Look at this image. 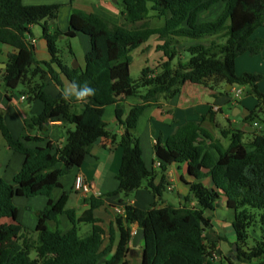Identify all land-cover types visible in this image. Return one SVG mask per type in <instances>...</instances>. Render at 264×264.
Listing matches in <instances>:
<instances>
[{"label": "trees", "instance_id": "obj_1", "mask_svg": "<svg viewBox=\"0 0 264 264\" xmlns=\"http://www.w3.org/2000/svg\"><path fill=\"white\" fill-rule=\"evenodd\" d=\"M221 1L225 8L220 16L213 22L199 23V14ZM122 3L127 25H113L95 14H72L66 36L74 38L83 34L91 42L85 68L73 69L61 59L58 39L62 33L59 30L52 33L48 26L49 21L57 19L60 4L26 6L22 0H0V45L17 50L9 56L1 78L5 90L8 94L23 85L22 94L30 102L39 101L44 106L40 115L25 120L26 131L42 130L57 120L75 126L62 147L49 142L46 147L29 148L25 142H43L46 138L30 135L15 138L0 114L3 139L11 150L25 158L13 183L0 179V264H100L112 252L114 225L109 246L102 250L105 231L101 220L94 216L95 210L104 205L102 199L94 196L86 199L90 207L80 217L76 209L68 208L69 196L63 195L57 203L52 199L53 191L61 188L60 179L80 167L98 142L116 141L117 135L104 122L105 109L109 106H115L116 121L123 129L119 184L111 196L129 197L147 183L146 188L156 200L148 209L128 205L124 215H116L119 241L106 264H130L126 258L135 223L144 231L141 264H206L205 260L216 251V245L207 243L205 238V232L211 227L206 213L215 212L222 196L234 214L236 260L264 264V133L245 130L253 128L252 124L261 121L264 115V93L259 89L263 76L236 73L240 56H258L264 51V39H252L255 31L264 26V0H122ZM152 11L163 18L164 26L152 28L145 23ZM33 26L43 30L42 37L51 55L49 62L36 59ZM154 36L162 42L157 51L163 52L165 60L156 68L145 67L140 78L133 80L132 54ZM205 38L212 40L186 51L190 55L188 63L179 60L174 64L181 57L176 47L180 40ZM70 54L73 55L71 50ZM57 69L76 91L85 86L95 89L93 95L82 100L79 111L64 91ZM48 76L60 88L56 98L45 91L44 80ZM186 84L203 85L212 90L220 84L246 88V94L254 96L258 105L242 120L241 129H221L222 137L229 139L226 148L214 140L202 122L186 123L164 144L161 140L155 144L157 161L163 170L173 164H187L193 179L184 207L161 208L165 187L154 185L155 174L145 165L137 135L138 124L145 111L161 97L174 98ZM229 92L225 88L223 94ZM130 97H138L141 102L127 111L125 101ZM214 115L211 109L203 120L214 121ZM247 134L253 135V139L245 144ZM206 179L212 181L213 187L205 185ZM38 196L47 197L48 202L43 210L36 212L38 223L31 230L18 222L19 209L14 199ZM248 208L262 213V236L252 246L248 244L249 230L255 216ZM63 215L73 225L67 233L60 229L59 217ZM6 219L13 223H4ZM50 221L56 223L55 230L49 226ZM80 224L93 225L86 237L79 234Z\"/></svg>", "mask_w": 264, "mask_h": 264}, {"label": "crops", "instance_id": "obj_2", "mask_svg": "<svg viewBox=\"0 0 264 264\" xmlns=\"http://www.w3.org/2000/svg\"><path fill=\"white\" fill-rule=\"evenodd\" d=\"M22 2L26 6L60 4L62 7L57 19L49 21L48 26L52 33L59 30L62 33L61 36H66L69 32L71 17L74 12L95 14L113 25H127L123 16L122 0H22ZM223 5L225 8V3L221 1L215 4L210 10L200 13L198 18L199 23L212 22L218 18L220 13L223 12ZM217 6L218 9L214 11ZM145 23L152 28L164 26L163 18H160L158 13L153 11L150 12ZM129 27L131 28V26ZM31 33L34 41L33 45L36 59L41 62H49L51 60V55L47 43L42 37V28L40 26H33L31 27ZM252 39L259 38H254L252 36ZM210 40H212V38H205L200 41L182 39L176 47L181 51V55L184 57V54L189 48L197 46L198 44H207ZM161 44L162 42L159 40L158 36H154L135 51L139 54L142 62L145 63V66H142V70L145 67L156 68L165 60L163 52L157 51V46ZM58 47L62 51L61 59L64 65L72 67V64L76 61L79 65L78 68H85V57L91 50L89 37L83 34H78L74 38H69L67 36V38L58 39ZM70 50L73 55L70 54ZM16 53V49L7 45H0V114L15 138L23 139V137L27 135L44 136L46 138L43 142H25L27 147H46L49 142L60 147L64 146L67 141L68 132L75 130V126L67 123L65 120L52 121L44 126L42 130L35 129L30 132L26 131L25 120L29 117L40 115L43 112L44 106L39 101L30 102L28 96L22 94L25 90L23 85H19L16 90L7 94L1 78L4 74V70L7 68H5L4 65L8 64L9 56ZM247 55L250 54H244L242 56ZM57 71L59 72L60 80L63 82L64 91L71 96L72 101L76 103V110L79 111L78 107L82 100L76 98L77 91L58 69ZM244 71L246 73H255L263 76L262 72H258L257 69L252 67L249 69L246 68ZM259 71H261V69ZM35 80H38V78ZM44 83L45 91L53 98H56L60 93V88L56 86L50 76L45 78ZM224 86V88H228V86ZM236 88L237 87H233L229 94H223V84L216 86L213 90L203 85L186 84L183 86L179 95L171 99L161 97L142 115L138 124L137 135L141 141L143 160L147 169L155 174L154 185H164V191L171 194L169 195L170 197L162 196L161 208L166 206H173L175 208L184 207L186 204L185 199L190 192L189 185L193 182V179L189 175L187 164H173L168 166L165 170L156 168L155 163L157 162V156L154 149L155 144L159 140L164 144L173 136L179 127L186 123L202 122L203 127L213 136L217 143L225 148L228 147L229 143L223 144V139L225 140L226 138L222 137L220 131L225 126H223V122L220 120V115L222 119L224 117L228 124L234 127V125L241 122L248 116L249 112L252 111L249 108H241V105L244 104L243 99L237 104L233 102V92ZM241 89L244 91L246 88ZM16 91H20L19 95ZM23 97H25V99H23ZM207 97H209V99H207ZM140 102L141 100L138 97L127 98L125 101L127 111H129L131 106L139 104ZM211 109H213L215 113L213 116L214 121L210 119L203 120V117L206 116ZM231 112L233 113L232 115ZM239 119H241V121ZM104 122H106L110 130L117 135L116 141L107 144H104L102 141L98 142L94 146L91 156L87 157L84 163L71 174L62 177L60 179L61 188L55 189L52 194V199L55 203H57L63 195L69 196L67 206L71 203L73 204L68 208L76 209L77 215L80 217L90 207L89 203L85 202V200L93 196L89 194L86 197L74 189L76 175L82 174L90 184L94 197L104 201V205L94 212L95 218L101 220L100 225L105 231L102 250L109 246L110 230L113 225L115 240L112 252L100 264H106V262L112 259L119 241V232L115 227L116 210L128 205L145 210L156 200L155 196L146 188L147 183L129 197H124V195L111 196V194L118 189L119 183L117 176L123 155L122 148L120 147V138L123 129L116 121L115 106H109L105 109ZM252 125L253 128L247 127L245 130L249 133L254 132V127L257 126V123H253ZM246 138L250 143L253 139V135L247 134L244 142ZM214 157L217 160V155L214 154ZM24 160L25 158L23 155L14 152L8 147L0 133V179L8 183H13L14 177L21 170ZM204 183L208 187H213L210 179H206ZM47 202L48 199L44 196L28 198L27 201H20L19 203L14 199L15 205L19 209L18 222L27 228L35 230L38 221L32 218L31 212H28L27 209L41 211L46 207ZM226 202V197L222 196L215 212L206 213V217L210 218L211 227L205 232V238L207 243H214L216 245L214 255L205 260L206 264H245L238 262L233 252V245L236 244V235L234 229L230 231L231 223H229L228 220H230L231 216L234 217V214L227 208ZM190 205L193 206L194 203H190ZM3 222L7 224L13 223L11 220L7 219ZM59 222L60 229L63 233H67L73 228V225L65 215L59 217ZM48 224L53 230L57 228L56 223L53 221H50ZM92 228L93 225L91 224H80V236L86 237L91 233ZM139 229L137 223L132 225L133 238L130 248L143 250L144 238H139L134 241L136 231ZM254 262L259 264L258 261Z\"/></svg>", "mask_w": 264, "mask_h": 264}, {"label": "rangeland", "instance_id": "obj_3", "mask_svg": "<svg viewBox=\"0 0 264 264\" xmlns=\"http://www.w3.org/2000/svg\"><path fill=\"white\" fill-rule=\"evenodd\" d=\"M217 9H218V6L215 8L214 11H216ZM223 10H224V5H223ZM215 20H213V21H215ZM253 37L254 38H259V39H264V26L258 28L255 31ZM132 56H133V65L131 66V74L130 75H131V78L133 80H138L140 78V75H141L142 66H145L144 65L145 63L142 62V59L140 58V56H139V54L137 52L134 51ZM189 59H190V55H189V53L186 52L184 54V57H183V55H181L180 58L175 60L174 64H177L179 62V60L182 63H188ZM236 62H237V70H236L237 75L244 74L243 73V72H245L244 70L246 68L249 69L250 67L257 69L258 72H262L263 81L261 83H259V89H260L261 92H264V51H263L262 54H260L258 56H251V55L241 56V57H239V59H237ZM242 63H243V69H242ZM260 69H261V71H259ZM224 87L225 86L223 85V92L225 90ZM19 90H21V89H19ZM245 90H244V93H243V95L241 97V100L243 99V101H244V104L241 105V108L242 109L249 108L251 110H254L256 108V106L258 105V101H257V99L254 96L247 95ZM16 92L19 95L20 91H16ZM207 99H209V97H207ZM232 114L233 113L231 112V115ZM261 118H262V120L257 122V126L254 127V129L256 131H258V133H264V115H262ZM220 120L223 122V126H225L223 128H226V129L228 127L229 128H233V129H235V128L241 129L244 126V124L242 123L241 119H239L241 122H239L236 125H234V127L231 124H228V122L224 119V117L222 119L221 115H220ZM228 143H229V139H225V140L223 139V144H228ZM248 143H249V141L246 138L245 144H248ZM163 195L166 196V197H170L169 195H171V194L166 192V191H163ZM27 199L28 198H15V201H17V203H19L20 201H27ZM72 204L73 203H71L69 206H71ZM248 210L250 211V213H252L255 216V222H254L253 226L249 230L250 238H249L248 244H249V246H252L254 244V241L261 239V236H262V222H261V214L262 213H261V211H259L257 209L248 208ZM27 211L31 212L32 218L37 220L36 215H35L36 212H37L36 210L27 209ZM233 218L234 217L231 216L230 220H228V222L231 223L230 231L233 230V227H232ZM29 229H31V228H29ZM31 230H33V229H31ZM31 258H33V259L36 258V253L35 252H33L31 254ZM250 264H256V263L252 262Z\"/></svg>", "mask_w": 264, "mask_h": 264}, {"label": "built area", "instance_id": "obj_4", "mask_svg": "<svg viewBox=\"0 0 264 264\" xmlns=\"http://www.w3.org/2000/svg\"><path fill=\"white\" fill-rule=\"evenodd\" d=\"M33 42L34 41L32 40V43ZM242 95H243V90L241 88L237 87L233 92V98H232L233 102L237 104L241 100ZM23 99H25V97H23ZM155 167L161 168V163L157 161L155 163ZM74 189L78 193H81L86 197L89 194L94 196V193L92 192L90 184L86 181L84 175H82V174L76 175L75 181H74ZM125 210H126V207L118 208L116 210V214L117 215H124Z\"/></svg>", "mask_w": 264, "mask_h": 264}, {"label": "water", "instance_id": "obj_5", "mask_svg": "<svg viewBox=\"0 0 264 264\" xmlns=\"http://www.w3.org/2000/svg\"><path fill=\"white\" fill-rule=\"evenodd\" d=\"M62 38H67V36H60L59 39ZM78 63L76 61H74V63L72 64V68L73 69H77L78 68ZM4 67L6 68L7 65H4ZM233 87L232 86H228L227 91H230ZM142 239L144 238V231L142 229H139L136 231L135 237H134V241L137 239ZM237 251V245L234 244L233 246V252L235 253ZM144 257V253L143 250H137L135 248H131L127 254V261L130 262V264H141L140 262L142 261Z\"/></svg>", "mask_w": 264, "mask_h": 264}, {"label": "clouds", "instance_id": "obj_6", "mask_svg": "<svg viewBox=\"0 0 264 264\" xmlns=\"http://www.w3.org/2000/svg\"><path fill=\"white\" fill-rule=\"evenodd\" d=\"M94 92H95L94 88L85 86L84 88L77 91L76 98L78 100H83L84 98L93 95Z\"/></svg>", "mask_w": 264, "mask_h": 264}]
</instances>
